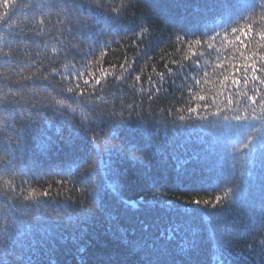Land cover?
Here are the masks:
<instances>
[{
	"label": "snow or ice",
	"instance_id": "snow-or-ice-1",
	"mask_svg": "<svg viewBox=\"0 0 264 264\" xmlns=\"http://www.w3.org/2000/svg\"><path fill=\"white\" fill-rule=\"evenodd\" d=\"M141 2L155 7L153 0H0V24L6 25L9 31L13 26L11 17L17 9L24 11L28 21L25 25L28 31L15 34L23 37L16 48L21 43L28 48L29 42L38 37L47 36L55 41L50 48L42 45L49 49L51 56L45 52L42 59L36 60L25 53L27 63L18 60L11 42L5 40L0 47V57L4 59L0 65V153L15 159L16 153L23 151L32 169L44 168L45 160L56 161L61 153H72L71 162L75 164L74 168L65 167L62 159L60 164H48L52 180L40 191L25 187L27 181L16 185L13 180H6L7 187L0 186L5 196L0 208V264H58L57 248L66 243L69 235L76 250L87 255L76 236L93 222V214L85 202L95 204L107 219L116 218L92 184L101 164L109 177L105 193L117 202L118 210L133 217L160 208L178 219L193 213H203L204 219L227 217L235 208L258 198L259 215L250 218L244 226L243 235L249 240L240 254V264H264V0L243 3L240 0H188L187 3L171 0L163 6L191 7L201 17V24L196 31L177 28L166 38L155 35L149 17L142 16L139 22L129 21L132 9ZM214 12L219 14V19H214L209 26L205 21ZM169 19L175 24L174 17ZM129 23L132 26H124ZM100 25L110 29L111 35L122 32L124 36H131L125 48L133 49L136 55L148 56L142 45L150 49L154 40L167 39L179 57L161 54L163 70L156 71L153 67L155 78L148 76L149 86L145 88L142 70L141 74H134L136 60L126 50L118 65L119 73L115 71L116 64L103 66L109 52L114 51L112 45L120 42L93 39L96 35H105ZM61 56L68 64L54 66L53 60L59 61ZM92 65L98 68L91 70ZM166 84L179 92L176 99L181 106L173 104L153 110L152 102L160 93L173 95ZM113 87L123 94L113 92ZM137 91L147 93V107L144 101H125V95L129 92L134 95ZM158 113L175 116L183 127L195 122L213 136L218 122H225L235 136L230 152L233 160L238 154L244 169L240 175H258V185L250 182L245 189L234 187V179L223 187L216 182L207 198L200 197L199 193H185L191 198L179 211L175 202L182 196L163 200L125 199L122 180L126 177H134L146 186L160 187L159 173L149 158V153L164 156L167 143L166 139L156 138L159 132L152 127L160 126ZM37 121L47 129L60 122L70 130L65 136L60 127L55 128L63 141L62 147H56V141L46 132L37 130ZM129 128L131 132L126 131ZM199 140L207 147L186 158L174 157L178 182L183 183L184 177L198 170L209 173L213 170L216 145L207 138ZM81 143L86 149L83 154ZM36 150L39 155L32 158ZM121 160L126 162L123 167L118 166ZM15 171L12 160H8L4 172ZM48 208H52L55 216L49 217ZM109 231L111 239L97 232V241L114 248L115 257L109 254L100 264H188L190 250L195 247L193 239L172 248L181 231L180 224L163 234L159 243L149 242L147 223L139 229L129 224Z\"/></svg>",
	"mask_w": 264,
	"mask_h": 264
},
{
	"label": "trees",
	"instance_id": "trees-1",
	"mask_svg": "<svg viewBox=\"0 0 264 264\" xmlns=\"http://www.w3.org/2000/svg\"><path fill=\"white\" fill-rule=\"evenodd\" d=\"M155 7H147L146 3L141 2L136 5L132 12L129 14V21L135 20L139 22V18L142 16L149 17L152 25L155 27V35L157 37L163 35L168 37L177 28L185 31H196L201 24V17L188 8H167L163 5L171 2V0H153ZM187 3L188 0H185ZM241 3L244 0H240ZM172 16L175 18V24L169 19ZM214 19H219L218 13H210L209 18L205 21L211 26ZM12 28H9L0 24V36L4 39H0V47L4 46V41L7 40L12 43V46L16 48L17 43L23 40V37H15V34L21 30L27 32L28 29L25 25L28 21L25 19L24 11L17 9L11 17ZM125 27L132 26L131 23L124 25ZM99 27L104 28L103 25ZM105 35H96L93 39L100 40H112L119 41V44H113V52H109L103 63L104 67H107L109 63L116 64L115 71L120 72L118 67L119 63L123 59V52L126 50L130 58L135 57L136 63L133 65L134 74H141L142 70V82L144 87L147 88V77L153 76V67L156 71H162V62L159 60L161 54H167L168 56L179 57V53H176L174 48L168 43L167 39L154 40L151 48L142 45L141 48L144 51H148V56L136 55L133 49H126L125 46L130 42L131 36H124L121 32L119 35L109 34L110 29L104 28ZM55 35V33H53ZM15 37V38H14ZM91 43V41H90ZM36 44H40L41 47H36ZM43 44L49 45V48L55 44V41L49 37L37 38L34 42H29L28 48H25L23 44H20L19 48H16L17 58L20 61L27 63L25 53L33 56L36 60L43 58L44 53L48 52L51 56L49 49L42 47ZM7 51V48H4ZM163 50V53L161 52ZM39 53V55H38ZM149 57L154 59L149 60ZM70 59V58H69ZM147 61V63H146ZM68 60L61 56L59 61L53 60V65H65L68 64ZM4 63V59L0 57V65ZM80 65H77L79 67ZM174 67V66H173ZM97 65H92L91 70H96ZM25 74H28L27 72ZM127 76L128 74L125 73ZM111 79V78H110ZM179 83V81H177ZM169 88V91L173 95H165L160 93L159 98L152 102L153 110H157L158 107H171L175 104L176 107L181 106V102L176 99L179 96V92L175 91L170 85H165ZM113 92L117 94H123L119 89L112 88ZM126 92L128 90H125ZM105 99H112L111 96H105ZM126 102H132L135 100L137 103L144 101V106L147 107L149 101L147 100L146 92H135V94H129L124 96ZM119 106V104H118ZM160 121V126L156 125L152 127L159 132L157 139H166L164 156L156 155L152 156L149 153V158L153 161V167L155 172L159 173L157 180L160 187H154L153 185H144L136 180L134 177H126L122 180L123 196L125 199H142V198H160V199H175L177 197H183L177 199L175 202L176 210L179 211L184 207L185 202L190 199L189 195L185 193L191 192L193 195L199 193L200 197L207 198L215 183L218 182L220 187H223L226 182L235 180V186H242L247 189L250 182L254 185H258L259 176L254 175L252 177L241 176L240 173L244 171L241 167V163L238 158L233 160L230 149L232 143L235 142V136L233 131L230 130L225 122L219 121V126L215 130V135L209 134L206 128L196 126L195 122L189 124L187 127L180 126L176 122L175 116L165 117L163 114H157L156 117ZM37 130L40 132H46L56 141V147L60 148L63 145V141L59 139V135L56 133L55 128L60 127L65 136L69 134V129L62 123L57 122L52 129H47L46 125L37 121ZM126 131L131 132L129 128ZM199 138H207L212 140L216 145V151L214 152V158L212 161L213 170L209 173L204 170H198L194 175H188L183 178V183L177 181V174L175 172L174 165L176 163L174 157L186 158L193 154V152L200 151L207 147L200 143ZM33 149L35 146L33 145ZM86 151L83 143H81L80 152L83 154ZM39 155L38 150L32 158ZM0 186L7 187L6 180H13L14 184L21 185L24 181L25 187H34L37 191L42 190V187H47L52 180L51 169L47 166L55 162L60 164L63 160V166L75 167V164L71 162L74 158L72 153H61V156L56 160L47 159L44 161V168L32 169L28 166V157L25 156L23 151H19L15 155V159L12 157H5L3 153H0ZM12 160V164L15 167V173H5L4 167L8 160ZM115 159V158H114ZM126 162L119 161L118 166L123 167ZM54 164V166H55ZM235 164V168L233 165ZM251 170V168H249ZM35 173V175H33ZM109 177H106L104 165L101 164L92 184L95 190L103 197L107 207L113 209V215L116 217L114 220L107 219L103 213L99 212L96 205L86 201V207L88 211L93 214V222L88 226L85 232H77V242L80 246L84 247L87 255L81 254L76 250L72 236H68V240L62 247L57 248L56 258L58 264H100L101 261L107 260L109 254L115 257V249L97 241V232L101 235L107 236L111 239V232L109 230H117L126 228L129 224L139 229L144 223L150 225V231L147 233L149 242H160L159 238L163 234L174 228L177 224L181 225V231L177 235L176 239L172 242V248L175 249L178 245H183L185 242L193 241L195 247L191 248V254L188 257V264H240V254L242 253L245 243L249 240V237L243 235L245 224H247L250 218L258 217L259 215V202L258 198L255 202H250L241 207H237L227 217L216 216L208 219L203 218V213H193L189 216L178 219L176 215H171L165 208H160L149 213H141L136 216H130L129 213L118 210V204L113 200L110 194L105 193V185L108 182ZM79 187V185H77ZM9 195L14 193L9 192ZM73 199H79L78 196H73ZM5 196L0 192V208L3 207ZM11 203V201H9ZM41 209V212H44ZM49 217L55 216L52 208L47 209ZM221 250H225L223 255L220 254ZM123 258V257H121ZM155 259V257H153Z\"/></svg>",
	"mask_w": 264,
	"mask_h": 264
}]
</instances>
